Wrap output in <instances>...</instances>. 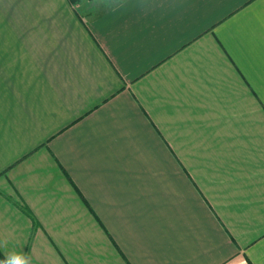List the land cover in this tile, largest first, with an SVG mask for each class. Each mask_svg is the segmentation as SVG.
<instances>
[{"label":"crops","instance_id":"0c3cea01","mask_svg":"<svg viewBox=\"0 0 264 264\" xmlns=\"http://www.w3.org/2000/svg\"><path fill=\"white\" fill-rule=\"evenodd\" d=\"M1 30L0 264H264V0H0Z\"/></svg>","mask_w":264,"mask_h":264},{"label":"clouds","instance_id":"9594fccd","mask_svg":"<svg viewBox=\"0 0 264 264\" xmlns=\"http://www.w3.org/2000/svg\"><path fill=\"white\" fill-rule=\"evenodd\" d=\"M7 264H27V261L24 259H21L19 256L11 258Z\"/></svg>","mask_w":264,"mask_h":264},{"label":"rangeland","instance_id":"374dc122","mask_svg":"<svg viewBox=\"0 0 264 264\" xmlns=\"http://www.w3.org/2000/svg\"><path fill=\"white\" fill-rule=\"evenodd\" d=\"M2 26H3V25H1V28H2ZM12 33L15 34L14 32H12ZM0 34H8V33H6L5 31L1 30V31H0Z\"/></svg>","mask_w":264,"mask_h":264}]
</instances>
